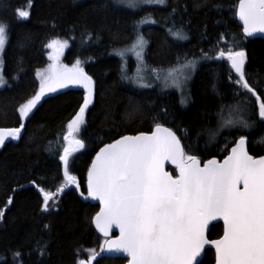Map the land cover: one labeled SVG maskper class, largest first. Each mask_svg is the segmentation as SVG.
I'll return each mask as SVG.
<instances>
[{
    "label": "trees",
    "instance_id": "16d2710c",
    "mask_svg": "<svg viewBox=\"0 0 264 264\" xmlns=\"http://www.w3.org/2000/svg\"><path fill=\"white\" fill-rule=\"evenodd\" d=\"M238 1L167 0L163 7L131 11L114 0H0V23L7 25L9 37L1 53L7 83L0 88V129L20 126L18 108L39 91L37 72L43 73L49 64L46 45L59 39L67 41L61 61L72 67L79 60L94 81L86 124L77 137L86 147L70 158V174L77 177L83 194L91 160L103 145L123 135L150 132L156 123L170 127L187 154L200 160H220L240 132L224 131L213 138L217 114L221 105H245L243 96L234 95L244 90L229 81L231 69L226 59L201 57L205 53L215 57L231 47L236 37L240 43L235 50L246 53L249 81L255 83L259 77L264 87V39L242 34L235 19ZM18 10H28L29 18H18ZM148 16L156 24L144 26L140 32L148 41L144 58L150 69L199 60L187 89V107L181 106L175 92L138 90L126 83L120 60L111 54L132 40L139 20ZM169 29L182 30L187 39L171 38ZM222 33L227 34L223 39ZM231 75L236 78L232 71ZM217 76L219 95L212 88ZM84 95L82 87L72 85L47 93L24 122L17 141H7L0 148V211L4 212L0 217V264H78L93 254L90 250L99 255L104 238L92 226L98 205L82 200L73 187L65 186L59 159L67 123L79 111ZM249 119L253 117L249 115ZM226 139L232 142L223 145ZM247 139L252 156L264 153V142H257L264 139L260 128ZM168 169L174 173V168ZM41 189L53 197L47 212L42 210ZM221 232V224H214L208 238H217ZM213 260L212 250L206 249L198 264H213ZM125 262L121 257L98 256L93 264Z\"/></svg>",
    "mask_w": 264,
    "mask_h": 264
},
{
    "label": "snow or ice",
    "instance_id": "6c2138e0",
    "mask_svg": "<svg viewBox=\"0 0 264 264\" xmlns=\"http://www.w3.org/2000/svg\"><path fill=\"white\" fill-rule=\"evenodd\" d=\"M144 2L164 4L165 0ZM128 6L135 8L136 4L129 0ZM17 15L25 20L30 12L18 10ZM235 15L243 24L245 37L257 32L264 33V0H239ZM145 22L154 23L138 22L131 49L116 53L122 60L124 52L130 50L140 64H144L147 41L139 34V25ZM169 32L174 37L187 38L182 35V30L173 32L169 29ZM225 35L222 33L221 38ZM8 39L7 25L0 23V53H3ZM239 43L238 38L233 37L231 47L219 51L215 57L209 53L201 57L203 60L226 59L231 71L236 74V78H233L230 71L229 81L244 90L243 93L237 90L234 95L243 96L247 101L244 107L239 104L221 105L217 114L220 116L227 107L236 113V118L218 122L217 130L212 132L213 138L219 135L222 128L247 130L240 132V138L234 142L231 153L222 162L210 159L201 166L196 155L186 153L177 134L160 123H156L150 133L125 135L111 144H105L92 161L88 170V196L100 203V211L92 223L105 237H109L113 226L119 229L120 235L116 239H107L105 243L108 251L125 253L130 258L129 264H198L197 258L208 244L215 248V264H264V156L256 158L246 149L247 137L257 128L261 129V136L264 137V87H261L259 77L255 83L249 81L245 71L246 53L235 50ZM20 47H24V44L21 43ZM46 47L54 52L49 55L53 63L46 72H37L39 91L18 108L20 126L0 129V146L8 138L17 140L20 137L24 122L46 93L55 92L57 87L63 88L68 84L81 86L85 90L84 101L67 123V132L63 135V154L59 156L65 186L75 185L79 188L77 177L70 174V158L86 147L85 142L77 137L86 124L85 113L92 102L94 81L79 60L71 68L60 63L59 58L67 47L66 40L53 39ZM197 63V60H185L183 64L178 63L166 70L165 79H170L181 93L182 105L188 103L186 81L196 70ZM2 65L0 56V86L7 83ZM185 70L190 71L185 74ZM121 71L122 79L128 80L123 64ZM160 71L165 70L151 69L152 73L157 74V79ZM218 81L217 76V81L212 85L217 95L220 94ZM133 82L139 88L152 87L151 83L144 82L143 77L133 79ZM241 111L253 117L251 122L240 118ZM257 115L259 119L255 118ZM257 142H264V139ZM166 161L175 166L177 175L165 171ZM41 192L42 210L47 212L53 197L43 189ZM11 202L9 199L8 203ZM3 215L4 212L0 211V217ZM216 220L223 221V235L220 239L209 241L205 230L210 221ZM90 251L93 254L88 261L80 260L78 264H92L95 254L94 250Z\"/></svg>",
    "mask_w": 264,
    "mask_h": 264
},
{
    "label": "rangeland",
    "instance_id": "374dc122",
    "mask_svg": "<svg viewBox=\"0 0 264 264\" xmlns=\"http://www.w3.org/2000/svg\"><path fill=\"white\" fill-rule=\"evenodd\" d=\"M114 2H115V4H116L117 6H120V7H122V8H125V9H127V10L137 11V10L143 8V7H153V6H154V7H155V6H156V7H163V6L167 3V0H165V3H164V4H158V3H146V2H144V0H132V2H134V3L136 4V7H135V8H132V7H129V6H128V4H129V0H123V2H119V0H114ZM140 21H154V23H152V22H145V23H141V24L139 25V34L142 35V36L144 37V39L147 41V38L144 36V34H142V33L140 32V30H141V28H143L144 26H147V25H154V24H156V20H155V18L148 16V17H145V18L139 20V22H140ZM172 31L175 32V31H177V30H172ZM168 33H169V32H168ZM169 35H170V34H169ZM182 35H184V36L187 37V34H186L185 32H183V31H182ZM171 38H173V39H175V40H178V41H181V42H183V41H185V40L187 39V38H186V39H180V38H178V37H174L173 35H171ZM135 39H136V35L132 38V40H131L126 46L124 45V46H122V47H120V48H117V49L114 51V53H111L112 55L116 56V57L120 60V68H121V69H122V64L124 65V68H125V70H126V73H127V75L129 76V79H128V80H125V82L128 83V84H130L131 86H133L134 88H136V89H138V90H143V89L148 90V89H151V88H155V89H158V90L161 91V92H162V91H172V92H175V93L179 96V98H180V100H181V93L176 89V87H174V86L172 85L170 79H168V80L165 79V76H166V70H167V69H164L165 71H160V72L158 73V74H159V79H157V78H156L157 74H156V73H152V72H151V69L146 65V63H145V58H144V64H140V62H139L138 59L136 58L135 53H134L133 51H130V50L125 51V52H124V59H123V60L121 59V56H119V55L116 54L117 51H119V50L131 49V46H132V44L134 43ZM147 43H148V41H147ZM146 46H147V44H146ZM146 46H145V49H144V55H145V51H146ZM50 54H54V52H53L52 49H49V50H48V57H49ZM0 56H1V53H0ZM61 58H62V55H61L60 58H59L60 63H61L62 65H65V64L61 61ZM190 60H197V59H190ZM197 61H198V63H199V60H197ZM184 62H185V61H184ZM184 62H182L181 64H183ZM52 63H53V61L49 59V64H48V66H47V68H46V70H45L44 72H46V71L48 70L49 65L52 64ZM198 63H197V64H198ZM66 66H67V65H66ZM67 67H68V66H67ZM69 68H71V67H69ZM196 68H197V67H196ZM157 70H159V69H157ZM189 71H190V70H185V74H188ZM44 72H43V73H44ZM194 72H195V71H194ZM194 72H191V78L188 79V80L186 81L185 92H186V94H187V97H188L187 89H188L189 84H190V82H191V80H192V77H193V75H194ZM139 77H143L144 82H146V83H151V84H152V87H151V88H139V87L137 86V84L133 82V79H137V78H139ZM70 85H72V86H79V85H75V84H68L67 86H70ZM1 87H2V86H0V88H1ZM80 87H81V86H80ZM59 89H61V88H60V87H57V90H59ZM57 90H56V91H57ZM48 93H50V92H48ZM52 93H53V92H52ZM243 101H244L245 104L247 103V101H246L245 98L243 99ZM180 104H181V102H180ZM238 104H239L241 107H244L243 104H241V103H238ZM233 105H235V104H233ZM236 105H237V104H236ZM181 106L187 107V104H186V105H182V104H181ZM239 116H240V118H242V119H247V120L250 121V119H249V115H248V113H247L246 111H241V112L239 113ZM235 118H236V113L228 108V109H225V110H224V112L222 113V115H220V117H219V122H222V121L227 120V119H235ZM250 122H251V121H250ZM217 128H218V127H217ZM224 131H225V132H230V131H238V132H241V131H247V130H242V129H237V128H231V129H229V128H222V129H220L219 134L222 133V132H224ZM7 141H17V140H12L11 138H8L5 142H7ZM230 142H232V139H226L225 142L223 143V145H227V144H229ZM2 146H3V145H2ZM2 146H0V148H1ZM84 261H86V260H84Z\"/></svg>",
    "mask_w": 264,
    "mask_h": 264
},
{
    "label": "water",
    "instance_id": "95a60500",
    "mask_svg": "<svg viewBox=\"0 0 264 264\" xmlns=\"http://www.w3.org/2000/svg\"><path fill=\"white\" fill-rule=\"evenodd\" d=\"M238 3H239V1H238ZM238 3H237V5H238ZM235 19H236V22H237V24L241 27V30H242V34L244 35V33H243V24H242V22L239 20V18L235 15ZM247 38H249V39H254V38H262V39H264V33H260V32H257V33H254L251 37H247ZM229 66H230V63H229ZM234 74H235V72L234 71H232ZM236 75V74H235ZM162 126H164V125H162ZM164 127H166V126H164ZM154 128V127H153ZM153 130V129H152ZM151 130V131H152ZM150 131V132H151ZM150 132H147V133H150ZM139 134V133H138ZM127 135H137V134H127ZM123 136H125V135H123ZM122 136H120L119 138H117L116 140H118V139H120ZM239 139V138H238ZM237 139V140H238ZM115 141V140H114ZM113 141V142H114ZM113 142H111V143H113ZM111 143H109V144H111ZM247 144H248V140H247V143H246V149H247ZM235 146V144L233 145V146H231V148L232 147H234ZM104 147V146H103ZM231 148L229 149V151H228V153L222 158V159H217L216 157H212V158H210V159H216V160H218V161H220V162H222L230 153H231ZM100 150V149H99ZM96 156V155H95ZM261 156H264V153L261 155ZM258 157H260V156H258ZM258 157H256V158H258ZM95 158V157H94ZM94 158H93V160H94ZM210 159H208V160H210ZM92 160V161H93ZM208 160H205L203 163H206ZM203 163L201 164V166H203ZM91 164H92V162H91ZM168 166H174L172 163H170V162H165V165H164V168H165V171H168L167 170V167ZM90 167H91V165H90ZM89 167V168H90ZM62 171H63V165H62ZM170 174H171V172L170 171H168ZM178 173L176 172V175H177ZM87 183H88V172H87V181H86V186H87ZM242 187V186H241ZM77 188V187H76ZM77 191H78V193H79V195H80V197L83 199V200H86V201H88V202H90V203H92V204H97L98 205V211L96 212V213H98L99 211H100V203H99V200H93L91 197H89L88 196V188H87V194L86 195H83L81 192H80V190H79V188H77ZM96 213H95V215H96ZM95 215L93 216V218L95 217ZM93 218H92V220H93ZM217 223H221L222 224V234L218 237V238H216V239H213V240H217V239H220L221 237H222V235H223V221L222 220H216V221H210L209 222V227L205 230V235H206V238L209 240V241H212V240H210L209 238H208V232L210 231V227H211V225H214V224H217ZM92 225H93V228L95 229V231L99 234V235H101V236H103V237H105L104 235H103V233H101L96 227H95V224L94 223H92ZM112 234H114V235H112ZM120 235V233H119V229L118 228H116L115 226H113V228L111 229V231L109 232V237H108V239H116L118 236ZM111 236V237H110ZM206 249H211L212 251H213V254H214V262H213V264H215V248H214V246H212L211 244H208V245H205V247H204V249L202 250V253H201V255L197 258V261H198V263L202 260V258L204 257V255H205V250ZM101 255H104V256H107V257H123V258H126L127 259V261H126V264H129V257L125 254V253H123V252H115V251H108V249H107V245H106V243L104 242V245H103V249H102V252H101ZM95 260V259H94ZM93 260V261H94Z\"/></svg>",
    "mask_w": 264,
    "mask_h": 264
}]
</instances>
